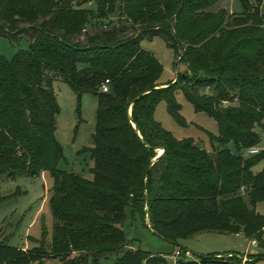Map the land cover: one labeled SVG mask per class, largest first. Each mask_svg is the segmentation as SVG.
Listing matches in <instances>:
<instances>
[{"label": "trees", "instance_id": "obj_1", "mask_svg": "<svg viewBox=\"0 0 264 264\" xmlns=\"http://www.w3.org/2000/svg\"><path fill=\"white\" fill-rule=\"evenodd\" d=\"M219 0H0V36L30 44L11 59L0 55V176L25 172L53 176V232L20 248L0 240V264H162V255L133 246L124 224L147 216L150 228L178 244L202 232L243 233L264 245V149L256 127L264 122V12L262 0H241L243 11H210ZM118 12V13H117ZM117 14V20L112 16ZM162 37L174 50L175 81H161L163 64L141 46ZM110 79V90L100 85ZM98 97L92 178L58 167L64 150L56 138L60 112L54 81ZM197 111L214 116L216 156L193 138L179 139L154 118L165 100L181 125L176 92ZM163 149L158 154V149ZM3 198H0V201ZM175 264H255L233 255L201 254ZM229 253V252H228ZM218 254V253H217Z\"/></svg>", "mask_w": 264, "mask_h": 264}, {"label": "rangeland", "instance_id": "obj_2", "mask_svg": "<svg viewBox=\"0 0 264 264\" xmlns=\"http://www.w3.org/2000/svg\"><path fill=\"white\" fill-rule=\"evenodd\" d=\"M74 5L84 2V7H94V0H72ZM122 0H118V6ZM256 2L257 0H250ZM226 8L230 12L240 13L243 11L241 0H219L212 5L210 11H218ZM261 9L264 12V0ZM118 13V12H117ZM117 20V14L112 16ZM29 40L23 36L17 42H12L6 36H0V55L11 59L20 49L29 48ZM141 46L152 51L162 62L163 70L161 81L168 82L182 71H186L184 63L176 66V56L173 49L169 48L165 40L156 36L153 39H144ZM60 112L56 118V138L64 150V158L58 167L67 172H74L86 178H92L91 167L94 162L88 151L84 148L93 145V134L97 124L98 97L94 93H83L79 98L73 87L63 80L54 81ZM176 99L181 105L180 113L187 122L181 125L169 112L165 100L160 101L154 111V118L164 128L171 131L179 139L191 137L209 153L215 157L216 144L211 142L207 133L217 135L219 125L214 116L205 111H197L194 104L189 101L183 89L176 92ZM260 137L257 146L264 149V122L256 127ZM233 153H241L249 156L248 149L239 150L235 142L228 144ZM161 148H159L158 154ZM264 168V160L253 167L255 172ZM53 176L50 170H43L37 176H31L25 172L10 176L4 173L0 176V240L6 241L12 246L23 249L36 245L34 239L42 237L47 231L51 239L53 232V213L51 206V195L53 187ZM257 210L264 214V200L258 202ZM124 229L127 237L136 248H141L152 255H162L165 261L162 264H175L177 261L176 251L185 248L188 260H198L201 254H216L219 259L238 255L243 262L250 256L257 258L255 264H264V245H252L250 238L243 233H217L202 232L190 238H179L178 244L166 240L157 235L150 228L147 216L145 220L140 213L135 217L129 215L125 221ZM229 252V253H228ZM218 253V254H217ZM35 264V263H34ZM43 264H59L58 259H47ZM143 264H147L145 261ZM217 264V263H209Z\"/></svg>", "mask_w": 264, "mask_h": 264}, {"label": "built area", "instance_id": "obj_3", "mask_svg": "<svg viewBox=\"0 0 264 264\" xmlns=\"http://www.w3.org/2000/svg\"><path fill=\"white\" fill-rule=\"evenodd\" d=\"M110 82L111 81H110L109 78L104 79L102 81L101 85H100L101 90L104 91V92L109 91L110 90ZM259 151H260L259 148H257V147H251V148L248 149L247 152H248V154L251 155V154L258 153ZM251 241H252V245H254V246H258L259 245V241L256 238L251 239ZM179 254H180V251L179 250L176 251V256H178Z\"/></svg>", "mask_w": 264, "mask_h": 264}, {"label": "crops", "instance_id": "obj_4", "mask_svg": "<svg viewBox=\"0 0 264 264\" xmlns=\"http://www.w3.org/2000/svg\"><path fill=\"white\" fill-rule=\"evenodd\" d=\"M260 150H262L260 147H258ZM163 152V149H162V151H160V153L159 154H161ZM237 234H239V233H237Z\"/></svg>", "mask_w": 264, "mask_h": 264}]
</instances>
